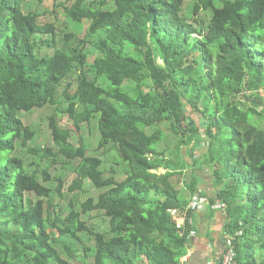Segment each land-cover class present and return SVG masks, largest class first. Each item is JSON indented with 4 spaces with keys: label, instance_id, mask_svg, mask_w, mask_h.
<instances>
[{
    "label": "trees",
    "instance_id": "obj_1",
    "mask_svg": "<svg viewBox=\"0 0 264 264\" xmlns=\"http://www.w3.org/2000/svg\"><path fill=\"white\" fill-rule=\"evenodd\" d=\"M23 3L0 0V264H77L80 247L91 249L81 232L95 241L90 264H181L196 230L185 211L206 197L193 171L210 163L217 192L207 198L227 204L237 264H264V130L250 121L264 113V0L69 1L67 17L89 25L61 42L55 24ZM200 11L207 18L192 21ZM188 105L205 125L191 121ZM48 106L57 149L31 146L39 133L21 117ZM94 120L99 148L122 156L121 180L105 175L82 138L71 140ZM166 136L178 138V159L156 148ZM196 136L208 146L199 166ZM19 142L42 164L17 153ZM47 158L76 162L69 192L90 180L99 196L71 203L63 217L54 191L64 197V181L53 189ZM99 210L106 230L82 219Z\"/></svg>",
    "mask_w": 264,
    "mask_h": 264
},
{
    "label": "rangeland",
    "instance_id": "obj_2",
    "mask_svg": "<svg viewBox=\"0 0 264 264\" xmlns=\"http://www.w3.org/2000/svg\"><path fill=\"white\" fill-rule=\"evenodd\" d=\"M73 2L74 0H24L23 8L26 13L29 11H40L42 12L41 20L43 22H52L56 26L57 34H58V40L61 42V40L64 38L65 33H76L79 37H83L87 33L89 21L85 20L81 23L75 22L71 19H69L65 13V10L62 6V3L66 2ZM194 17L198 18H207L205 16V13L203 11L199 12V15H195L192 17V21L194 20ZM59 45V44H58ZM47 49H42V54L46 53ZM92 50V49H91ZM50 52H54L53 49L50 50ZM96 54V52L94 53ZM94 56V55H93ZM92 56V57H93ZM95 57V56H94ZM159 63L161 62L160 59L158 60ZM264 92V87L261 88L260 92ZM251 99H257V97L251 96ZM257 102L264 103V96L261 99H258ZM249 103L248 105H250ZM252 105V104H251ZM54 108L52 106H48L45 108H37L31 112L23 111L21 112V117L25 124L32 125L34 129L39 133L36 137V141L31 143V146H37V147H44V146H51L55 147L51 129L48 125V118L49 116L54 113ZM263 106H258V110H262ZM189 110V117L192 122L200 123L202 125L203 122H207L204 118L201 112L193 110L191 105H188ZM60 122L64 124L67 127H70L72 125V121L69 119L68 115L63 114L59 117ZM204 119V120H203ZM250 121L255 123L260 129L264 130V113L260 115H251ZM229 129H226V133H229ZM227 136V134H226ZM100 131L98 129L97 120H94L92 124L84 123L82 125V128L80 130V136L73 133L72 136V142L76 145L79 144V140L81 138L84 141V144H86L87 147V153L91 156H100L104 159V169H105V175L109 176L112 174L113 171L116 172V177L121 180L125 178L126 176V169L123 166V159L120 154V152L114 147L112 148H99V141H100ZM197 143L200 144V142L204 143V139H202L200 136H196ZM227 138H229L227 136ZM175 136L171 138H166L162 141H160L156 148L158 150H165L167 147L172 149V152H175V158L178 159V156L180 155L181 150L177 148V144L173 140H176ZM207 142V141H206ZM207 143H204L203 146L199 147L196 150L195 155L201 156L202 158H198V166L203 164V155L204 152L207 151ZM58 148L57 146L55 147ZM179 151V153L177 152ZM17 153H21L23 155H29L30 160H34L36 163H40V157L34 156L29 153H27V148H24L21 143L19 142L17 149ZM196 157V156H195ZM184 158L186 161L189 160V156L184 155ZM206 159V158H205ZM122 160V161H121ZM42 164V162L40 163ZM47 165L50 166L49 173L51 175V181L49 182L54 190H57L56 186L59 184V178H62L64 181V187L63 191L65 193L64 197H61L58 195L57 191H54L56 193V196L54 198V203L58 205V208L62 210V216L64 217L67 213L70 212L72 208V204L74 208L78 209L81 202H84L89 197L97 198L99 194L101 193V190L98 189L90 180H86L84 182V190L83 191H76V192H69L68 188L73 183V180L76 176V173L72 169V165H75L76 162H71L68 165L65 163L64 160H59L58 162H52L51 159L47 158V162L43 163V167ZM213 165L210 163L208 166L211 167ZM36 167V166H34ZM42 167V168H43ZM33 168V167H32ZM30 168V169H32ZM164 169H160L159 172H163ZM212 173V172H211ZM72 203V204H71ZM61 210L58 211L61 213ZM57 218V211H53L52 213V220H55ZM82 219L85 220L90 226L94 227L97 230H106L108 228V219L105 216L103 211H91L87 214L82 215ZM82 239L86 242L87 246H89L90 252L88 255L85 254V250L80 247V250L78 251V258H76L77 264H90L93 261V255H94V249H95V241L91 238L90 235L86 232H81ZM64 250V249H63ZM62 251V250H61ZM64 252V251H63ZM65 254V253H64Z\"/></svg>",
    "mask_w": 264,
    "mask_h": 264
},
{
    "label": "crops",
    "instance_id": "obj_3",
    "mask_svg": "<svg viewBox=\"0 0 264 264\" xmlns=\"http://www.w3.org/2000/svg\"><path fill=\"white\" fill-rule=\"evenodd\" d=\"M193 173L199 178L198 186L204 196L214 198L217 187L210 167L195 169ZM194 219L196 235L191 237L188 245L186 264H220L225 251V237L229 232L226 211L205 206L195 212Z\"/></svg>",
    "mask_w": 264,
    "mask_h": 264
},
{
    "label": "built area",
    "instance_id": "obj_4",
    "mask_svg": "<svg viewBox=\"0 0 264 264\" xmlns=\"http://www.w3.org/2000/svg\"><path fill=\"white\" fill-rule=\"evenodd\" d=\"M209 207L212 210H222L226 211L227 204L222 201H215L211 202L207 197H194L193 200L190 202L188 208L185 211L184 217L185 219H188L189 224L192 226L194 224V216L193 214L198 211L202 207ZM171 214L173 216L178 215L177 209H171ZM196 235V230H192L190 232V237H193ZM237 235H242V231H239ZM236 236H234L232 233L228 232V234L225 237V251L223 253L222 260L220 264H237L236 260V248L234 239ZM187 262V255H185L182 260L181 264H186Z\"/></svg>",
    "mask_w": 264,
    "mask_h": 264
},
{
    "label": "water",
    "instance_id": "obj_5",
    "mask_svg": "<svg viewBox=\"0 0 264 264\" xmlns=\"http://www.w3.org/2000/svg\"><path fill=\"white\" fill-rule=\"evenodd\" d=\"M206 122H203V124H205ZM186 150V149H185ZM186 154V153H185ZM189 160H190V162H192V158L191 157H189Z\"/></svg>",
    "mask_w": 264,
    "mask_h": 264
}]
</instances>
